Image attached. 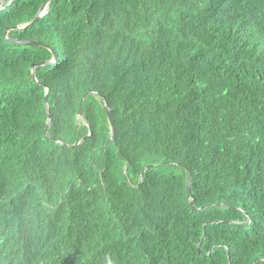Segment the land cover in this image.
<instances>
[{"label":"trees","instance_id":"trees-1","mask_svg":"<svg viewBox=\"0 0 264 264\" xmlns=\"http://www.w3.org/2000/svg\"><path fill=\"white\" fill-rule=\"evenodd\" d=\"M9 1L0 264H264V0Z\"/></svg>","mask_w":264,"mask_h":264},{"label":"water","instance_id":"water-1","mask_svg":"<svg viewBox=\"0 0 264 264\" xmlns=\"http://www.w3.org/2000/svg\"><path fill=\"white\" fill-rule=\"evenodd\" d=\"M12 1H13V0H10V1H9V4H10ZM50 1H51V0H47L46 2H44V3L42 4V6L40 7V9H39L37 15L35 16L34 20H33L31 23H33V22L39 20L44 14H46V12L48 11V8H49ZM0 7L3 8V5H1ZM31 23H28V24H22V25H17V26H15V27L12 28V29H23V28H25L26 26L30 25ZM8 32H9V31H7L6 33H8ZM11 40H12V39H11ZM15 40H16L18 43L22 44V45H27V46L35 45V46H44V47L46 46V47H48L46 44H44V43H42V42H40V41H36V40H18V39H14V41H15ZM52 52H53V57H52L51 60H47V61L40 62V63H37V64H32L31 69H32V74H33V77H34V78H36V68H37V67L50 65V64H52V63L55 62V60H56V54L54 53V51H52ZM36 80H37V79H36ZM40 84H42V83H40ZM48 91H49V89L46 88V95H45V97H46V102H45V107H46V110H47V114H48L49 119H48L47 126H46V129H45V135L49 137V136H50V134H49V129H50V126H51V119H50V115H49V107H48V103H47V100H48ZM90 94H91V95H99V94L96 93V92H90V93L85 94V95L81 98V102H80V105H79L78 118H82V119L84 120L85 123H87V121H86V119L84 118V114H83V103H84L85 99L88 97V95H90ZM107 115H108V119H109V121L111 122V115H110V110H109V108L107 109ZM111 128H112V130H111V139H113V138H114V130H113L112 125H111ZM83 141H84V138L80 141V143H82ZM73 146H75V144H73ZM145 168H146V167H145ZM145 168L143 169V171H142V173H141L142 177L144 176ZM125 174L127 175V171H125ZM188 183H189V189H191V187H190V178H189V180H188ZM192 202H193V201H191V203H192ZM202 237H203V236H202ZM198 247H199V246H198Z\"/></svg>","mask_w":264,"mask_h":264}]
</instances>
